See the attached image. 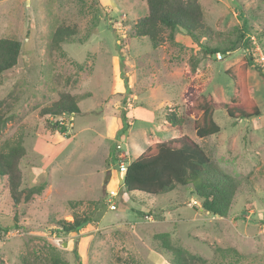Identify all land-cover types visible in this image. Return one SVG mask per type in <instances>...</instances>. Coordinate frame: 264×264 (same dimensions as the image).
Here are the masks:
<instances>
[{
	"label": "rangeland",
	"instance_id": "obj_1",
	"mask_svg": "<svg viewBox=\"0 0 264 264\" xmlns=\"http://www.w3.org/2000/svg\"><path fill=\"white\" fill-rule=\"evenodd\" d=\"M198 1L210 30L206 35L195 39L184 30L166 29L164 41L154 43L135 36V24L148 12L145 0H0V39L22 43L17 66L4 74L0 86V114L9 118L0 148L23 137L21 190L45 184L41 195L16 205L6 178H0V223L9 228L0 237V264L50 263L53 257L78 264L75 251L82 264H171L172 254L155 240L162 234L169 235L172 247L208 264H264V79L259 68L251 63L248 81L262 115L234 121L219 109L214 115L218 135H196L185 96L194 87L230 102L234 84L226 70L247 55L246 38L254 36L264 49V0ZM61 25L75 26L78 33L52 50ZM233 42L237 50L222 59L207 53L208 47ZM128 90L131 127L122 133ZM63 93L77 97L81 110L72 123L64 121L70 138L53 131L52 118L41 115ZM170 111L184 119L182 130L167 121ZM182 135L238 181L227 217L193 205L202 201L182 187L161 196L122 188L113 171L118 160L110 158L115 145L121 144L133 161L152 143ZM111 203L116 210H110ZM75 215L90 221L80 232L62 231L59 223Z\"/></svg>",
	"mask_w": 264,
	"mask_h": 264
},
{
	"label": "trees",
	"instance_id": "obj_2",
	"mask_svg": "<svg viewBox=\"0 0 264 264\" xmlns=\"http://www.w3.org/2000/svg\"><path fill=\"white\" fill-rule=\"evenodd\" d=\"M147 15L140 18L135 24V36L149 38L154 43L163 42L165 30H184L192 38L198 39V33L209 32L204 20V13L198 0H145ZM78 29L73 26H59L52 39V50L61 48L65 42L71 41L77 35ZM245 35H242V39ZM245 50L251 46V40L246 38ZM237 43L233 42L229 47L206 48L210 55L221 54L226 56L237 50ZM22 51V43L11 38L0 39V86L3 84L4 74L17 66ZM252 54L240 59L236 64L226 70V74L232 79L234 92L229 103L218 102L212 94H205L200 88L190 87L186 92V114L194 116V129L196 135L201 138H209L221 132L220 126L214 119L215 112L219 109L226 111L234 121L250 120L262 115V111L251 94L248 75L253 63ZM197 61L192 65L195 73ZM260 71V69H259ZM264 79V75L260 71ZM130 91L125 95L122 104L120 119L122 121L121 132L126 133L130 127L127 115V106ZM77 97L67 93L61 94L59 99L41 110L43 117L52 118L51 128L55 132L70 138L68 125L62 124L65 116H76L81 113ZM166 119L175 128L182 130L185 121L173 111L166 115ZM9 118L4 113L0 114V133L5 129ZM116 147V148H115ZM110 158L117 160V145H115ZM27 150L23 137L15 142H5L0 148V178H6L10 195L16 205L22 199L26 202L36 195H41L45 184L21 190L22 175L21 162L26 157ZM182 187L200 199L204 211L213 216L227 217L233 204L238 181L229 177L217 169L209 154L190 136L182 135L149 145L144 152L131 161L127 172L123 177L122 188L128 192H140L152 196H161ZM197 210L196 207H194ZM90 218L75 215L72 221L59 223L62 231L80 232L89 223ZM9 228L0 223V237L6 234ZM163 248L172 254L171 264H208L201 256L193 254L178 247H172L169 243V235L155 236ZM78 264H82L80 256L75 251ZM21 264H65L60 258L53 257L51 262H32L28 259Z\"/></svg>",
	"mask_w": 264,
	"mask_h": 264
},
{
	"label": "built area",
	"instance_id": "obj_3",
	"mask_svg": "<svg viewBox=\"0 0 264 264\" xmlns=\"http://www.w3.org/2000/svg\"><path fill=\"white\" fill-rule=\"evenodd\" d=\"M248 38L251 40V46L248 48V53L253 56V63L260 69L262 74L264 75V49L260 46L257 39L254 36L249 35ZM219 59H222V55L217 54ZM67 120L69 123L74 121V116L63 117L61 119V123L67 125L64 121ZM117 152H118V167L120 173L123 175L127 172L128 165L130 163V153L128 151L123 152V146L121 144H117ZM111 197H116V193H110ZM193 205L197 207H201V203L197 200H193ZM110 210H116V206L114 204L109 205Z\"/></svg>",
	"mask_w": 264,
	"mask_h": 264
},
{
	"label": "water",
	"instance_id": "obj_4",
	"mask_svg": "<svg viewBox=\"0 0 264 264\" xmlns=\"http://www.w3.org/2000/svg\"><path fill=\"white\" fill-rule=\"evenodd\" d=\"M114 170L116 171V173L118 175V178L120 179V184L122 185L123 184V177H122V174L119 171V167L118 166H115L114 167ZM205 212L206 213H209L208 211H205Z\"/></svg>",
	"mask_w": 264,
	"mask_h": 264
},
{
	"label": "flooded vegetation",
	"instance_id": "obj_5",
	"mask_svg": "<svg viewBox=\"0 0 264 264\" xmlns=\"http://www.w3.org/2000/svg\"><path fill=\"white\" fill-rule=\"evenodd\" d=\"M113 171H115V170H114V167H113Z\"/></svg>",
	"mask_w": 264,
	"mask_h": 264
},
{
	"label": "crops",
	"instance_id": "obj_6",
	"mask_svg": "<svg viewBox=\"0 0 264 264\" xmlns=\"http://www.w3.org/2000/svg\"><path fill=\"white\" fill-rule=\"evenodd\" d=\"M110 178V177H109Z\"/></svg>",
	"mask_w": 264,
	"mask_h": 264
}]
</instances>
